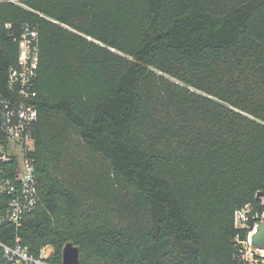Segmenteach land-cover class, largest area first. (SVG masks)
Instances as JSON below:
<instances>
[{
	"label": "trees",
	"instance_id": "obj_1",
	"mask_svg": "<svg viewBox=\"0 0 264 264\" xmlns=\"http://www.w3.org/2000/svg\"><path fill=\"white\" fill-rule=\"evenodd\" d=\"M26 25L41 198L0 238L55 263L73 242L79 264H246L234 213L264 210V0H0V92Z\"/></svg>",
	"mask_w": 264,
	"mask_h": 264
},
{
	"label": "built area",
	"instance_id": "obj_2",
	"mask_svg": "<svg viewBox=\"0 0 264 264\" xmlns=\"http://www.w3.org/2000/svg\"><path fill=\"white\" fill-rule=\"evenodd\" d=\"M40 59L38 30L24 27L19 38V55L16 65L9 69L7 91L0 92V198L4 209L0 211V226L13 223L18 228L38 205L40 183L36 175L34 126L39 110L34 102L37 70ZM256 196L264 204V195ZM264 221V210L254 209L246 203L235 210L237 229H248L247 235H236L240 257L246 264H264V246L253 242L258 225ZM53 249L47 245L38 257L21 243L18 233L14 244L0 238V264H63L49 261Z\"/></svg>",
	"mask_w": 264,
	"mask_h": 264
},
{
	"label": "water",
	"instance_id": "obj_3",
	"mask_svg": "<svg viewBox=\"0 0 264 264\" xmlns=\"http://www.w3.org/2000/svg\"><path fill=\"white\" fill-rule=\"evenodd\" d=\"M260 195H264L261 193ZM253 242L258 247L264 246V221H262L258 227L257 232L253 235ZM62 263L63 264H79L80 263V249L73 242L65 244L62 251Z\"/></svg>",
	"mask_w": 264,
	"mask_h": 264
},
{
	"label": "rangeland",
	"instance_id": "obj_4",
	"mask_svg": "<svg viewBox=\"0 0 264 264\" xmlns=\"http://www.w3.org/2000/svg\"><path fill=\"white\" fill-rule=\"evenodd\" d=\"M74 155L78 160H81L83 163L90 161L91 157V153L82 144H80V147L77 149V152H75Z\"/></svg>",
	"mask_w": 264,
	"mask_h": 264
}]
</instances>
